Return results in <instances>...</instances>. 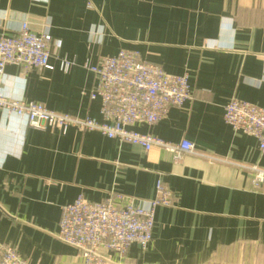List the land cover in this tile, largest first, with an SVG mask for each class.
Listing matches in <instances>:
<instances>
[{
	"label": "crops",
	"instance_id": "1",
	"mask_svg": "<svg viewBox=\"0 0 264 264\" xmlns=\"http://www.w3.org/2000/svg\"><path fill=\"white\" fill-rule=\"evenodd\" d=\"M25 21L51 34L55 68L9 64L0 94L100 119L90 67L136 50L188 74L192 96L159 122L131 128L173 147L189 140L197 154L178 159L171 148L147 151L99 131L34 128L1 110L0 245L30 264H84L57 237L62 208L80 194L98 202L120 193L118 205L152 200L161 181L172 204L157 208L149 246L132 244L124 257L104 252L106 264H264V182L250 169H264V152L224 119L233 98L264 107V0H0V36Z\"/></svg>",
	"mask_w": 264,
	"mask_h": 264
},
{
	"label": "built area",
	"instance_id": "2",
	"mask_svg": "<svg viewBox=\"0 0 264 264\" xmlns=\"http://www.w3.org/2000/svg\"><path fill=\"white\" fill-rule=\"evenodd\" d=\"M50 33H36L29 22H23L13 35L0 36V75L9 64L17 65L26 72L33 68L52 70ZM69 60L63 59L60 68L67 71ZM98 84L91 97L101 101L100 119L59 113L35 101L13 100L0 94V111L5 110L27 119L34 128L56 127L63 133L70 128L81 131H99L120 142L153 148H171L176 158L185 153L197 154L196 145L183 140L173 147L161 139L142 134L131 127L137 122L153 125L165 117L169 108L181 106L191 98L192 90L188 74L175 75L160 65L141 58L136 50L122 48L115 55L102 57L90 67ZM224 119L236 133L254 136L264 152V107L233 98L225 106ZM253 180L264 182V169L250 167ZM157 196L152 200L136 202L123 199L120 193L112 194L102 201H89L80 194L72 203L62 208L57 237L64 243L80 250L84 264H106L104 252L124 257L132 244L142 250L149 246L155 227L156 210L159 206L172 204L171 193L161 181L157 184ZM0 264H30L9 245H0Z\"/></svg>",
	"mask_w": 264,
	"mask_h": 264
}]
</instances>
